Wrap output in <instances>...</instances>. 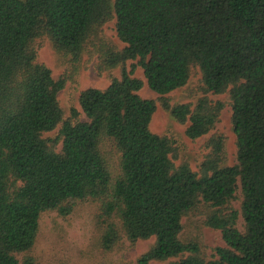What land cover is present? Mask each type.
I'll return each mask as SVG.
<instances>
[{"label": "trees", "instance_id": "trees-1", "mask_svg": "<svg viewBox=\"0 0 264 264\" xmlns=\"http://www.w3.org/2000/svg\"><path fill=\"white\" fill-rule=\"evenodd\" d=\"M113 19L125 47L97 45L98 71L121 68V76L81 93L88 121L77 109L66 116L58 95ZM45 38L76 70L53 77L38 60ZM129 61L158 100L139 95L145 83ZM193 68L205 95L172 105L166 96L188 84ZM227 93L226 102L209 97ZM158 104L189 124L193 141L230 105L237 164H227L225 137L216 134L199 173L176 165L174 140L150 128ZM239 190L240 211L231 208ZM89 201L101 211L104 251L155 239L135 264H264V0H0V264H41L42 216L68 218ZM201 207L205 226L225 242L212 259L183 238L184 219Z\"/></svg>", "mask_w": 264, "mask_h": 264}, {"label": "rangeland", "instance_id": "rangeland-1", "mask_svg": "<svg viewBox=\"0 0 264 264\" xmlns=\"http://www.w3.org/2000/svg\"><path fill=\"white\" fill-rule=\"evenodd\" d=\"M94 41L97 44L87 43L77 65V74L58 95L66 116L71 115L72 109H77L81 114V121H88L80 107L81 93L89 88L105 90L110 86L112 76H121V68L112 69L102 74L98 71V52L101 48L98 50L95 48L102 43L104 46L102 48H105L104 51L107 49L115 51L124 49L125 44L117 34L116 19L107 22L103 26L101 34ZM40 44L38 60L52 69L53 77L56 80L76 70V65L69 61V57L66 59L58 53L48 38L40 40ZM133 65L137 67L134 76L145 83L139 91V95L144 99L158 100L160 96L148 87L144 70L138 66V61H129L127 63L128 70L130 71ZM202 87V73L199 68H193L188 84L166 97L170 99L172 105L183 103L195 105L205 95ZM209 97L215 102L228 101V93L223 95L210 94ZM188 126L189 124L177 122L158 104V110L152 118L150 128L153 133L169 136L174 140L176 165L184 162L189 163L192 170L199 173L202 163L211 153L208 142L216 134L225 137L227 164L229 166L237 164V143L230 105L227 104L221 113L219 123L208 135L193 141L186 135ZM55 134L56 132H52L47 136H54ZM113 156L116 154L113 153ZM115 160L117 162L118 157ZM236 196V199L231 203V208L240 211L243 200L241 190L237 192ZM202 208L184 219L183 238L197 241L205 257L212 259L216 255L217 248L225 247V242L220 230L205 226L206 214ZM100 213L99 205L89 201L80 204L68 218H63L56 212L44 214L40 221V230L34 252L39 262L41 264H135L136 260L155 244V239L152 238L148 241H140L135 246L126 244L125 248L110 253L104 251L98 244ZM238 228L241 231L244 230L242 217L238 220ZM178 260L179 258L167 262H153L152 264H170Z\"/></svg>", "mask_w": 264, "mask_h": 264}]
</instances>
